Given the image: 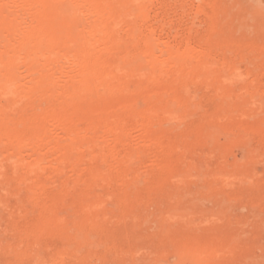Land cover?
Returning <instances> with one entry per match:
<instances>
[{"label": "bare ground", "instance_id": "bare-ground-1", "mask_svg": "<svg viewBox=\"0 0 264 264\" xmlns=\"http://www.w3.org/2000/svg\"><path fill=\"white\" fill-rule=\"evenodd\" d=\"M200 1L199 7L204 8L209 16L213 15L214 8L210 2L211 0ZM145 7L146 0H0V99L8 101L7 111L16 110L17 112L19 110L21 112L10 120L13 126L12 129L7 130L6 127L0 125V171L5 167H9L8 170H10L8 176L7 174L6 176H2L3 174L0 176L2 177L0 181L7 184V186L12 185L14 187L13 189L6 187L3 192H0V209L2 210L4 206H8L10 198L15 195V188L18 190L19 186L28 185L30 182L37 185L30 192H27L25 196L27 204L31 208H36L40 203L45 204L25 227L26 232L24 233L33 237L32 242H23L20 248L0 245V261H2V264H6L3 261L8 263L10 259L18 262L25 257L31 258L36 263L42 261L44 264L43 260H47V258L42 259L39 255L44 251L40 252L42 246H44L42 245V239L46 241L47 238H50V240L58 239L59 235L64 233V228L65 230H69V228L79 230L93 227L95 217L99 212H103L105 205L103 206V199L98 195L96 197L92 195L91 197L86 194L89 190H92V187H106L112 180L115 181L118 178L117 182H122L126 188L123 191H116L115 194L111 195L113 199L110 198L116 206H123L124 203H127L128 190L129 192L130 190L133 191L141 184L140 176L137 177L136 170L133 168H128V177H123L124 174L123 176H116V172L117 170L119 172L125 170L134 159L144 157L158 161V168L152 170V176L160 178L164 177L165 174H171V177L175 175L176 178L181 173L183 176L184 169L182 170V167L178 165L179 163L175 161L176 159H173L176 153L171 149V143L175 140L163 142L162 137L168 136L164 133L167 132V130L164 131L165 126L153 130L148 129V126L151 125L152 121L180 126L184 119L195 112V109L190 106V100L194 97V91L190 87L192 82L202 80L205 82L203 84L206 85H204L206 89L211 86L213 90L219 91L222 88V82L229 79L226 74L222 75L226 72L228 66L227 64L217 65L218 63H215L214 55H212L213 53L209 48L190 43L189 35L191 32L187 33L186 37L181 39L180 42L178 41L179 44L177 43V45L170 44L172 41L170 43L167 41L160 42L153 37L154 34L142 33L141 29L134 24L136 22L134 19L146 21L147 17L143 12ZM260 16L263 17V14ZM121 18L127 22V28H125V30L127 29L126 38L133 41L138 33H142L141 36H137V38H141L136 43L123 45L117 31L118 27L116 30ZM120 23L123 24L124 21ZM234 57L238 58L235 54ZM216 60L218 59L216 58ZM233 77L235 79V76ZM228 81L227 83L230 85ZM41 83L40 87L42 88L39 89L38 85ZM130 85L132 88H130ZM230 86L234 87L235 84ZM193 87L195 88V86ZM228 88L226 90L231 92L232 89ZM249 90L251 89L249 88ZM219 94L222 95L221 91ZM224 95L226 96V93ZM225 96L222 95L221 97L225 98ZM217 97L219 96L217 95ZM3 108L5 109V107ZM27 109L31 110L28 111ZM0 112L2 114L1 110ZM222 112L225 113L224 109ZM3 115L5 114L3 113ZM219 116L220 114L217 117ZM111 117L113 119H110ZM6 118L8 117L6 116ZM124 124H127L126 129L123 128ZM20 128L24 130H19ZM212 129L214 131V128ZM215 129L217 130L216 127ZM54 130L58 132L59 136L53 133ZM217 131L214 132L218 134L220 130ZM212 133L210 134L212 135ZM216 133H213V135ZM219 136H217V139H219ZM133 138H136L142 144H146V148L140 145H130L129 141ZM166 140L168 141V139ZM180 142L183 143V146L185 145V142ZM216 143L218 144V142ZM243 143H241L242 146ZM247 143L250 144V142ZM94 148H97L95 151L101 150L104 154H100L99 157L92 151L86 154V151ZM257 149H255L256 152ZM119 151L124 153L121 161H117L115 158ZM88 155L94 161L96 159L97 162L94 163V161L88 160L89 162H87L88 164L85 163L83 171L86 177L76 179L74 185L79 193L71 197L70 202L67 201L69 203L66 207L67 211L72 212L73 218L68 220L57 215L55 218L51 216L52 219H50L48 216L55 213L53 210L57 208L56 206L59 204L66 205L64 203L66 200L65 198L62 200L60 194L49 193L45 187L47 184L44 185L39 182L42 173L45 172L46 167L48 168L51 164H54V170H52L55 171L54 173L58 177V187L61 191L66 188L65 185L70 179L74 168L83 163ZM24 156H27L28 159H25ZM103 165L108 166L106 168H109L110 172L105 173V169L103 171L101 168ZM121 173L123 172L119 174ZM80 175L82 176V174ZM45 180L47 182V179ZM148 180L150 178H147ZM48 186L50 187V185ZM27 204L23 209L27 208ZM194 204L196 203L194 202ZM181 205L183 209L186 206L183 203ZM187 205L191 206V203ZM186 207L188 210L189 207ZM218 209H216L217 212ZM175 210L170 211L171 215H166H169L173 222L175 220L180 222L183 216L179 215L177 217L176 214L183 213L182 215H184L187 211ZM132 211L134 212V209ZM173 215H176V218ZM166 219L169 218L166 216ZM166 221L167 223L170 222ZM194 221L187 219L184 222L183 220L187 226H196L197 223L194 224ZM175 224L177 225V223H174L172 227ZM189 228L191 230V227ZM197 231L200 230L197 229ZM65 236L67 235L64 233ZM69 236L67 237L69 238ZM81 240L69 244L71 247L75 245V250L83 246L87 247V250L93 248L94 243L89 242L90 240ZM56 241L54 242L58 243ZM65 241L64 243H66ZM230 245L220 244L207 235L194 233L173 242V251L171 252L172 258H176L175 261H173L174 259L172 262L164 261V254L159 255L152 262L149 259L147 260H149V264H179L181 262L183 264L185 262L191 264H230L233 259ZM55 246L58 247L59 244ZM71 247L66 246L68 250ZM91 250L93 251V249H90L89 252H92ZM79 251H77L78 255L81 253ZM55 252L56 254L59 253ZM55 252L52 253L53 258L50 256L51 262L55 263L66 259L61 254L56 256ZM62 252L60 251V253ZM73 257L75 256L73 255ZM263 261L262 259V264ZM32 263L34 264V262Z\"/></svg>", "mask_w": 264, "mask_h": 264}, {"label": "rangeland", "instance_id": "rangeland-1", "mask_svg": "<svg viewBox=\"0 0 264 264\" xmlns=\"http://www.w3.org/2000/svg\"><path fill=\"white\" fill-rule=\"evenodd\" d=\"M200 2V0H146L147 8L145 7L143 11L145 13L143 14L147 17L146 21H140L138 19L137 21L134 19V21L137 22H134V24L141 29L142 33L154 34L153 37L160 42L167 41L170 43L172 41L170 44L177 45L181 39L186 37L187 33L191 32L189 35L190 43L209 48L213 53L212 55H214L215 63H218L217 65L227 64L228 68L224 74L222 73V75L224 76L226 74L229 78V81H227L230 85L235 84V86L232 87L227 81H223L222 88L219 91H215L209 86L207 87V89L209 88V92L205 87L206 85L203 84L204 81H193L190 87L191 90L194 91V97L190 100V106L195 109V112L190 114L191 116H188L189 118L187 117V119H184L180 126H176V124L172 123L162 124L163 122L159 121H152L151 125L148 126V129L152 130L159 128L160 126H165L164 131L167 130V132L164 133L165 135L168 134V136L162 137L163 142H172L178 139L177 142L174 141L175 143H171V149L176 153V156L174 154L173 159H176L175 161L179 163L178 165L182 167V170L184 169L183 173L185 175L183 174L182 176L181 173L176 178L175 175H172L171 177V174H165L164 177L160 178L152 176V170L158 168V161L144 157L134 159L130 163V166L125 170L120 171L123 172L121 174H119L120 172L118 170L116 172L115 169L116 176H123L124 174L123 177H128V168L135 169V174L137 177L140 176V183L143 184H139V188L136 187L133 191L130 190L129 192L128 190L129 197L126 201L127 203H124L123 206L114 205L111 196L112 194H115L116 191H123L126 188L122 182H117L118 178L117 180L115 179V181L112 180V182L106 185V187H92L93 191L89 190L86 194L91 197L92 195L93 197L98 195V197L103 199V206L105 205L103 208L104 213L99 212L95 217L96 219L94 218L96 223L94 222L93 227L82 228L79 230H76V228L65 230L64 228V233L67 236L72 235V237L69 236L68 238L65 236L67 237L65 238L63 233L59 235L58 239L50 240V238H47V241L42 239V245L44 246L41 245L42 250L40 252L44 251L39 255L42 259L47 258V260H43L46 264H149V260L152 262L162 254H164V261L168 260L169 262H172L173 259V261L176 260L175 257L172 258L171 251H173V242L182 237L191 236L194 233L207 235L220 244H231L230 249L233 253V259L230 264H254L255 261V264H262V259L264 260V10L261 9H264V0H211L210 2L214 8V13L211 16H209L204 8L199 7L198 4ZM220 8L222 12L220 11ZM219 13L222 14L220 15ZM261 14H263V17L260 16ZM122 19L123 18H121L120 22L124 21V23L121 24L119 22V25L116 26V30L118 27L117 31L121 37L123 45H132L140 40L141 37L137 38V36H141L142 33H138L133 41L126 38L127 29L125 30V28H127V22L125 19ZM223 47L227 48L224 49ZM234 54L238 58H235ZM216 58L219 61L216 60ZM222 75L221 78L223 79ZM233 76H235V79H233ZM42 83L38 85L39 89L42 88L40 87ZM192 85L195 86V88ZM203 86L207 92L205 89L203 90ZM228 87H230L232 91L235 89L233 91L234 94L232 91L229 92L226 90ZM248 87L251 90H249ZM130 88H132V86ZM210 89H212L213 92H211L212 90ZM214 91L216 92L215 94ZM220 91L223 97L226 93V99L221 97L222 95L219 94ZM222 91H224V94ZM216 94L221 98L217 97ZM254 95L256 96L254 97ZM193 98L196 99L194 100ZM0 102H2L0 103V110L2 111V114H0V125L6 127L7 130L12 129L13 126L10 120L21 112L19 110H17V112L16 110L7 111L8 108L6 106L8 101L0 99ZM3 107H5V109ZM216 107L218 110L220 109V113ZM198 108H200V111ZM223 109L225 113L222 112ZM27 110L29 111L31 109ZM3 113L5 115H3ZM11 113L12 115H14V113L16 114L12 116ZM217 113L220 114V118L217 117ZM6 116L8 118H6ZM110 119H113V117ZM126 126L127 124H124L123 128ZM215 127L220 131L218 132ZM212 128H214V131H217L218 134L212 131ZM19 130L24 129L20 128ZM209 132L216 134L213 135L212 133L211 135ZM53 133L59 136L57 131L54 130ZM218 135H220L219 139H217ZM165 139H168V141H165ZM179 140L185 142V145L183 146V143ZM246 141L250 142V144ZM129 142L131 143L130 145H140L141 147L146 148V144H142L140 141H137L136 138L131 139ZM216 142H218L219 145ZM242 142H244L243 146L241 144ZM95 149L97 148L86 151V154L90 151L96 153L98 155L97 157L104 154L99 148L98 150L100 151H95ZM255 149H257V152ZM123 156L124 153L119 151L115 158L117 161H121ZM24 157L25 159H28L27 156ZM88 160H91L92 162L94 161L89 155L86 156L83 163H80L74 168L70 179L65 185L66 188H63L61 191L58 187V177L56 173H54L55 171L53 172L54 164H51L52 166L50 165L48 168L46 167L45 172L42 173L39 182L44 185L47 184V186H45L47 191L55 195L60 194L62 195V200L63 198L66 200L64 201L66 205L59 204L56 206L57 208L53 210L55 213L48 216L50 219H52V217L55 218L57 215L68 220L73 218L71 215L72 212L70 210L67 211L66 207L70 202L71 197L76 196V194L79 193L76 191L77 187L75 188L74 184H76V179L86 177V174L83 171L85 163L88 164L87 162H89ZM106 167L108 166H101L102 170L104 171L105 169L104 172L108 173L107 171H109V168L107 169ZM8 169L9 167H5V169L3 168L0 171V176L2 174V176H6V174L8 176L10 174V170ZM80 174H82V176ZM1 178L2 177H0V179ZM147 178H150V180L147 181ZM45 179H47V182ZM0 185V192H3L6 187L8 189L14 188L12 185L7 186V184H4V182L1 181ZM36 185V183L30 182L28 185L19 186L18 190L15 188V195L10 198L8 206L6 205L2 210L0 209L1 246L20 248L23 242H32L34 240L31 235H25V227L29 224L30 220L37 215L38 210L45 206V204L40 203L36 208H31L27 204V201H25V196L27 195V192H30ZM48 185H50V187ZM106 195L108 196L106 197ZM194 202L196 204H194ZM182 203L191 209L188 208L187 210L186 206V209L185 207L183 209L181 207ZM186 203H191L192 207ZM26 204L27 208L25 207V209H23ZM133 209L134 212L132 211ZM177 209L183 211L186 210L188 213L186 212L184 215H182L183 213L176 214L177 217H179V215L183 217L181 219L179 218L180 222H178V219V221L175 220V222H173V219L169 216L172 214L170 211H178ZM216 209H218L219 213ZM192 210H194V212H192ZM165 215L169 219H166ZM176 215L173 216L175 217ZM173 216L171 217L173 218ZM5 219H8L7 221L11 223H8ZM187 219L193 221L198 219L197 221H194V224L197 223L196 226L198 228L195 225V228L194 226H187L184 223ZM166 220L170 222L167 223ZM174 223H177V225L175 224V226L172 227ZM189 227L193 230H189ZM196 228L200 231H197ZM68 231L72 232L69 233ZM74 231L76 236L75 233L73 234ZM20 232H22V235ZM14 237L15 239H13ZM64 239L67 240L65 241ZM72 239H74L73 241H75V243L81 239V241L90 240L89 242L94 243L93 248H90L93 249V251L91 250L92 252H89L90 249L87 250V247L84 246L79 248L75 247L77 248L75 250V245H72L73 248L70 246L73 242ZM54 241L58 243H55ZM64 241L68 244L64 243ZM61 242L66 245L64 246ZM43 243H46L47 245ZM58 244L59 246L61 245L60 248L59 246H55ZM67 245L68 247H71V249L69 248L68 250L66 248ZM62 246L63 249L61 250ZM64 248L66 249L64 250ZM55 251L59 253L56 254ZM60 251H63L64 253H60ZM65 251H70V255ZM77 251L81 252L80 255H78ZM53 252H55L56 256L61 254L63 258L66 259L62 258L64 260L61 259L63 262H51L50 256L53 258ZM73 255L75 257H73ZM251 258L253 259L251 260ZM1 262L2 261H0V264H2ZM3 262L6 264H10L11 262V264H33L32 262H34V264H41L42 261L36 263V261H32L31 258L25 257L21 258L18 262H14L13 259H10L8 263L6 261ZM181 263L183 264V262ZM188 263L189 262H185L184 264Z\"/></svg>", "mask_w": 264, "mask_h": 264}]
</instances>
